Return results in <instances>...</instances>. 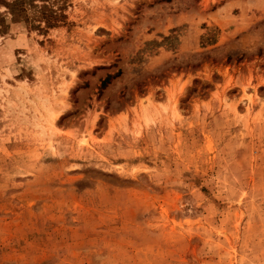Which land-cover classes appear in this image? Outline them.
Segmentation results:
<instances>
[{
    "label": "rangeland",
    "instance_id": "rangeland-1",
    "mask_svg": "<svg viewBox=\"0 0 264 264\" xmlns=\"http://www.w3.org/2000/svg\"><path fill=\"white\" fill-rule=\"evenodd\" d=\"M26 9L0 4V264H264V0Z\"/></svg>",
    "mask_w": 264,
    "mask_h": 264
},
{
    "label": "trees",
    "instance_id": "trees-1",
    "mask_svg": "<svg viewBox=\"0 0 264 264\" xmlns=\"http://www.w3.org/2000/svg\"><path fill=\"white\" fill-rule=\"evenodd\" d=\"M37 2H49V0H14L12 2H7L6 0H0V4H4L5 8L9 11V14L12 16L13 21L19 22L21 20H25L28 22L30 19L27 14V5L33 4L35 5ZM41 20H39V23H44L46 28H53L56 27V25L62 21L65 17L63 15H59L57 12L53 11L50 7L44 5L43 7H40L38 11ZM34 25L32 24V27ZM5 26L0 24V34L5 33ZM34 28H41L40 26H34ZM4 29V30H3ZM43 29V28H41ZM3 30V31H2ZM39 30V29H38ZM228 60H231V57H228ZM238 61L240 59H237ZM111 80V77H107L103 83L102 86L106 87Z\"/></svg>",
    "mask_w": 264,
    "mask_h": 264
}]
</instances>
